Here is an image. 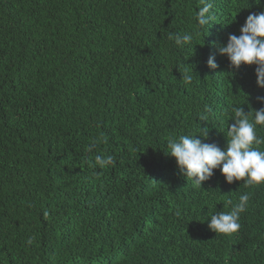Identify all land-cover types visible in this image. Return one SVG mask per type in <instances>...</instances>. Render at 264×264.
<instances>
[{"label":"trees","instance_id":"16d2710c","mask_svg":"<svg viewBox=\"0 0 264 264\" xmlns=\"http://www.w3.org/2000/svg\"><path fill=\"white\" fill-rule=\"evenodd\" d=\"M212 3L201 28L200 0H0V264H264V184L197 186L166 153L199 125L223 149L229 106L264 107L256 66L213 46L264 0ZM245 192L240 229L210 230Z\"/></svg>","mask_w":264,"mask_h":264},{"label":"clouds","instance_id":"9594fccd","mask_svg":"<svg viewBox=\"0 0 264 264\" xmlns=\"http://www.w3.org/2000/svg\"><path fill=\"white\" fill-rule=\"evenodd\" d=\"M260 3V0H257ZM212 0H200L197 13V23L201 28L208 25L212 18ZM198 33L188 32L176 36L175 43L180 47H191ZM197 45V44H196ZM218 53L226 56L230 67L239 70L242 65H255L257 86L264 89V12L251 13L240 27V35L231 34L226 44L217 45ZM210 69L218 68L216 56L212 54L207 59ZM182 81L190 84L193 73L187 68L179 69ZM258 103L264 104V96L255 97ZM245 112L243 105H230L232 123L228 124L227 145L223 149L217 143L204 142L209 138L208 127L199 125L196 134H180L170 136L166 141V153L174 157L180 173L191 180L194 185L202 186L219 169L228 184L243 181L245 188L264 184V137L257 134V126H264V107ZM211 109L205 108V113ZM199 120L208 122V115L199 116ZM203 137V140L198 138ZM91 151V148H89ZM95 162L104 167L111 163V157L97 155ZM250 196L247 192L239 196V202L230 211H217L210 216L208 227L217 234L231 235L236 233L241 225L240 214L245 212ZM231 203V201H228ZM31 242V241H29Z\"/></svg>","mask_w":264,"mask_h":264}]
</instances>
